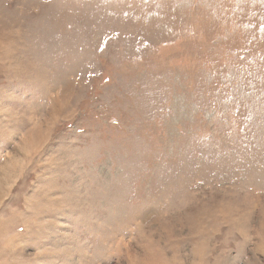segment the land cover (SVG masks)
Segmentation results:
<instances>
[{
	"label": "rangeland",
	"instance_id": "rangeland-1",
	"mask_svg": "<svg viewBox=\"0 0 264 264\" xmlns=\"http://www.w3.org/2000/svg\"><path fill=\"white\" fill-rule=\"evenodd\" d=\"M0 264H264V0H0Z\"/></svg>",
	"mask_w": 264,
	"mask_h": 264
}]
</instances>
